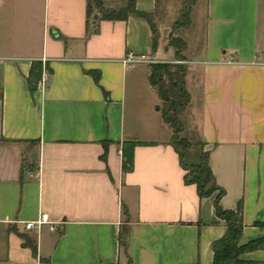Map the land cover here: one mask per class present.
Returning <instances> with one entry per match:
<instances>
[{"label": "crops", "instance_id": "crops-1", "mask_svg": "<svg viewBox=\"0 0 264 264\" xmlns=\"http://www.w3.org/2000/svg\"><path fill=\"white\" fill-rule=\"evenodd\" d=\"M199 4L205 47L186 58L187 88L194 99L192 79L199 141L226 190L220 203L243 202L247 243L264 237V0ZM160 6L136 0L141 12ZM1 8L0 264H213L212 243L227 229L214 196L184 181L152 64L123 62L134 51L177 63L170 38L166 58L161 36L155 46L135 15L99 19L88 35V0H0ZM34 61L43 72L32 90ZM242 258L264 261V248Z\"/></svg>", "mask_w": 264, "mask_h": 264}, {"label": "trees", "instance_id": "trees-1", "mask_svg": "<svg viewBox=\"0 0 264 264\" xmlns=\"http://www.w3.org/2000/svg\"><path fill=\"white\" fill-rule=\"evenodd\" d=\"M108 0H88V35L98 30L95 24L99 19L106 20H127L129 16L135 15L148 21L153 33L154 45L157 46L158 27L152 19V13L137 10L136 0H120L121 7L107 6ZM113 1V0H110ZM95 15L98 18L95 19ZM94 24V25H93ZM179 20L175 23V28L185 25ZM169 45L175 49L177 60H184V51L187 50V42L171 33ZM43 67L41 62L34 61L28 78L30 87L38 85L42 79ZM187 67L181 63H153L150 72V82L157 90L160 99L166 104L162 110L164 122L173 127L174 140L171 144L177 150L180 163L185 171L184 181L187 184H195L198 195L201 198L214 196V208L218 218L225 221L227 229L225 234L212 243L213 264H264V261L245 260L242 255L246 252L264 248V237L242 243L244 230L243 202L240 201L236 209H225L220 201L226 194V190L221 187L210 166V151L205 149L204 143L199 149L197 159L186 160L189 157V142L186 137L178 139L180 121L178 114L188 105L191 95L186 88ZM98 81V79H97ZM107 97H109L106 94ZM136 143H133L135 145ZM182 145V147H180ZM123 167L125 171L133 168V155L128 149L123 150ZM191 157V156H190ZM193 158V157H192ZM121 247L125 252L128 250V228L123 225L119 235ZM132 264L131 259L129 263Z\"/></svg>", "mask_w": 264, "mask_h": 264}, {"label": "rangeland", "instance_id": "rangeland-1", "mask_svg": "<svg viewBox=\"0 0 264 264\" xmlns=\"http://www.w3.org/2000/svg\"><path fill=\"white\" fill-rule=\"evenodd\" d=\"M196 1L197 0H160V4L162 7L160 6L158 12H156V14L152 16V19L154 20V22L158 27V34L159 36H161L160 39L161 47L159 48V53H161V55H163V53L165 52L164 47L167 45L166 44L167 41L166 42L164 41V37L166 38L167 36V39H169L171 33H173L176 36H181L183 38H186L188 40L190 49L187 48V50L183 52L185 59L177 62L186 65L188 72L190 65L186 61V58H195V56H200L201 50L205 47L204 26L203 24H201L200 21L201 18L199 17V14L196 11L198 8L201 9L202 4H199L197 7ZM105 4H107V6L112 5L116 8H119L121 7L122 2L120 0H113V1L108 0L105 1ZM2 9L3 8H1L0 11H2ZM2 19H3V12H0V27L2 24L1 23ZM177 20H179L182 23L185 22L186 24L175 28V23ZM161 26H162V30H160ZM170 55L167 54L163 56L167 58L170 57ZM157 58L159 59L161 58V56L157 55ZM186 80H187V76H186ZM194 83L195 82L192 79L189 80V88L194 96V99H192L191 97L190 102L185 107V109L178 114V118L180 121L179 133L177 134L178 139L180 137H186L189 142V157L185 158L187 161L188 160L192 161V159L193 160L197 159L199 149L202 147L199 144L200 141L197 132L198 105H197V96L195 94ZM186 88H187V81H186ZM156 107L158 108V110H160L162 114V110L166 107V104L159 98V103ZM164 123L166 124V126L170 127L173 131V127L171 126V124L166 122ZM171 140H174V135H172ZM180 147H182V145H180Z\"/></svg>", "mask_w": 264, "mask_h": 264}, {"label": "built area", "instance_id": "built-area-1", "mask_svg": "<svg viewBox=\"0 0 264 264\" xmlns=\"http://www.w3.org/2000/svg\"><path fill=\"white\" fill-rule=\"evenodd\" d=\"M123 62L127 66H131L137 63H157V59L154 57H151L150 55H147L145 53H136L134 51H129L126 56L123 59ZM44 72V77L43 79L45 80V74ZM46 220V215H42L38 220L36 221H29L26 223V228L27 229H32L35 228L37 225L39 226L41 223H43Z\"/></svg>", "mask_w": 264, "mask_h": 264}, {"label": "water", "instance_id": "water-1", "mask_svg": "<svg viewBox=\"0 0 264 264\" xmlns=\"http://www.w3.org/2000/svg\"><path fill=\"white\" fill-rule=\"evenodd\" d=\"M98 18V15H95V19H97ZM34 88H36V85L34 86Z\"/></svg>", "mask_w": 264, "mask_h": 264}]
</instances>
